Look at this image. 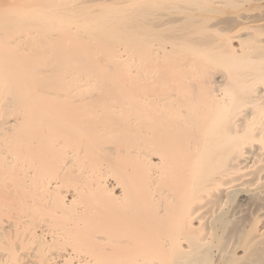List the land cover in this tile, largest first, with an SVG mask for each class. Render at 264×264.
<instances>
[{"label": "bare ground", "instance_id": "obj_1", "mask_svg": "<svg viewBox=\"0 0 264 264\" xmlns=\"http://www.w3.org/2000/svg\"><path fill=\"white\" fill-rule=\"evenodd\" d=\"M0 264H264V0H0Z\"/></svg>", "mask_w": 264, "mask_h": 264}]
</instances>
